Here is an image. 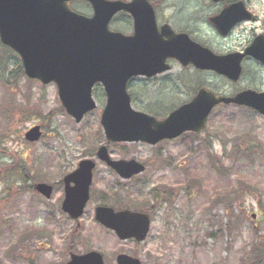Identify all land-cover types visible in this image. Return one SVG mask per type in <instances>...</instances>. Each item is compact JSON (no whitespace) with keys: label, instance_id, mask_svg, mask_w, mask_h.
Listing matches in <instances>:
<instances>
[{"label":"rangeland","instance_id":"rangeland-1","mask_svg":"<svg viewBox=\"0 0 264 264\" xmlns=\"http://www.w3.org/2000/svg\"><path fill=\"white\" fill-rule=\"evenodd\" d=\"M248 2L264 21V0ZM70 7L87 17L93 14L84 3H71ZM156 10L161 24L189 34L217 55L239 50L254 31L262 30L250 25L231 39L220 38L208 19L221 7L208 0H167ZM111 29L129 36L133 24L129 17L120 16ZM18 65V58L12 57L7 70L0 67V154L15 160L12 164L8 157L0 156V264H66L70 252L94 251L104 256L106 264H116L120 254L136 257L143 264H252L259 245L264 247V117L234 106L220 107L197 137L187 135L156 147L114 146L107 142L101 126L106 105L102 87L94 93L97 110L76 124L62 108L56 85L17 77L14 70ZM200 87L226 97L247 89L262 91L264 70L249 64L242 81L232 85L214 73L185 70L173 62L170 73L154 80L136 79L130 95L135 110L151 115L149 106L173 112L188 103ZM23 113L29 114L28 121L33 120L17 125L16 133L12 129ZM37 125L44 135L40 142L30 144L24 136ZM102 146H108L113 160L144 164L145 174L122 181L97 159ZM86 159L97 164L94 200L77 226L60 211L62 191L47 201L30 188L35 183L60 182ZM9 165L25 167L27 182L9 179L3 171ZM110 193L114 201L101 197ZM168 193L175 199L164 205ZM100 200L116 209L151 213L147 241L121 242L97 224L94 208ZM254 264H264V259Z\"/></svg>","mask_w":264,"mask_h":264},{"label":"water","instance_id":"water-1","mask_svg":"<svg viewBox=\"0 0 264 264\" xmlns=\"http://www.w3.org/2000/svg\"><path fill=\"white\" fill-rule=\"evenodd\" d=\"M88 2L92 17L73 12L68 4ZM215 3L224 0H213ZM120 12L134 21V34L114 33L109 26ZM251 19L245 5L239 3L225 9L211 23L222 36L235 25ZM0 40L16 52L25 74L44 85L54 83L67 114L80 124L84 117L97 109L93 89L100 84L105 90L107 104L101 125L110 143H145L156 146L174 140L185 133L206 129L212 111L219 105H237L256 110L264 116V93L246 91L235 97H217L201 90L192 100L170 114L164 121L135 111L128 94V84L135 77L154 78L171 71L168 60L183 67L213 71L238 82L242 61L253 57L264 64V38L254 41L244 54L217 56L190 39L176 34L168 25L158 29L153 6L148 0L125 3L107 0H0ZM30 143L42 138L41 127L31 129L25 136ZM100 161L112 168L121 179L130 180L145 172L144 165L135 160H112L107 147L97 153ZM96 164L83 161L78 170L67 176L63 211L80 219L90 199L93 171ZM74 184V187L71 185ZM36 191L50 200L53 188L46 184ZM96 221L114 232L121 241L143 243L150 232L149 216L131 211L96 209ZM118 264H142L140 260L121 255ZM68 264H105L103 256L91 252L72 255Z\"/></svg>","mask_w":264,"mask_h":264},{"label":"flooded vegetation","instance_id":"flooded-vegetation-1","mask_svg":"<svg viewBox=\"0 0 264 264\" xmlns=\"http://www.w3.org/2000/svg\"><path fill=\"white\" fill-rule=\"evenodd\" d=\"M209 2H211L210 0H208ZM165 2H167V0H158L157 2H156V6H160V5H162V4H164ZM238 2H244L245 4H246V7H247V9H249L250 11H251V13L253 14V18H252V20L251 21H248V22H246V23H241V24H239V25H237L232 31H231V33H230V35L226 38V39H224V40H227V39H231L236 33H239V34H241V33H243V30H245L246 28H248V27H250V25H253V26H257V25H259L260 27H262V30H260V31H254V34H253V36H252V38L250 37V41L249 42H246L245 43V45H243L239 50H237V51H234V52H244L252 43H253V41L256 39V37L257 36H261V37H264V21L263 20H261L259 17H258V15L257 14H255V12L251 9V7H250V5H249V2H248V0H227V1H225V3L224 4H222V5H214V4H212V6H214V7H217V6H220L221 7V10L224 8V7H226L227 5L228 6H231V5H234V4H236V3H238ZM223 7V8H222ZM221 10L220 11H218L216 14H215V16L216 15H218L220 12H221ZM156 15H157V10H156ZM157 21H158V25H159V28H161L164 24H161L160 22H159V20H158V15H157ZM231 53H233V52H231ZM253 63H255V64H257V65H259L263 70H264V67H263V65L260 63V62H258V61H256L255 59H253V58H245L244 59V61H243V64H242V66H243V73H244V76H245V68L249 65V64H253ZM82 161H80L78 164H77V168L79 167V165H80V163H81ZM77 168L76 169H73V170H71V171H69L68 173H66V174H64L63 175V179L60 181V182H58V183H55L54 185L52 184L51 186H53V188H54V192H59V190L60 191H62V193H63V196H64V194H65V189H66V185H65V183H64V178L66 177V176H68L69 174H71L72 172H74L75 170H77ZM109 169V168H108ZM96 171H97V167L95 168V171H94V177H95V175H96ZM109 171L110 172H112L110 169H109ZM113 173V172H112ZM94 181H95V179H94ZM94 185V184H93ZM112 195H114V194H108L107 196H105V195H103V196H101L102 198H107L109 201L110 200H115V197H112ZM63 200H64V198H63ZM93 200H94V197H93V186H92V189H91V199H90V205L93 203ZM101 201H102V203H101ZM62 203H63V201L61 202V210H62ZM102 204H108L109 205V202L107 201V200H100V202L98 203V205H96L95 207L97 208L98 206H101ZM89 205V206H90ZM70 222H72L71 220L72 219H70L69 217H66ZM74 224H77V226L78 225H80L79 224V222H75ZM79 227H81V226H79Z\"/></svg>","mask_w":264,"mask_h":264},{"label":"trees","instance_id":"trees-1","mask_svg":"<svg viewBox=\"0 0 264 264\" xmlns=\"http://www.w3.org/2000/svg\"><path fill=\"white\" fill-rule=\"evenodd\" d=\"M12 57H17V55H15V53H13L10 49H8V48H6V47H4L1 43H0V67H6V65H7V63L9 62V60H10V58H12ZM18 58V57H17ZM18 61H19V65L17 66V68L14 70L15 71V73L17 74V77H19L20 75L21 76H25L24 75V71H23V68H22V65H21V62H20V60H19V58H18ZM5 70H7V67L5 68ZM5 72V71H4ZM14 80H16V76H14V74L13 73H11V75H10ZM1 78V77H0ZM3 79V78H2ZM3 81H5L4 79H3ZM16 84V83H15ZM150 107V112H151V115H154V116H156V117H161V116H165L169 111V108H167V109H165V110H163L162 112H160V111H158V110H156L157 109V107L156 106H149ZM62 111H63V109H62ZM35 116L36 115H34L33 116V118H35ZM28 117H29V114L28 113H23L22 115H20V117H19V119L15 122V125H14V123H13V121L12 120H10V129H12L13 128V125H14V128L12 129V130H15L16 131V133H17V125H21V123H25V125L27 124V123H29L30 121H32V120H27L28 119ZM25 121H27V122H25ZM191 136H194V137H197V135H192L191 134ZM8 137V136H7ZM4 139V138H3ZM1 146H2V142L0 141V148H1ZM0 156L3 158V157H8V155L7 154H4V155H1L0 154ZM9 158V160H10V163H14L15 162V160H14V158L12 157H8ZM23 159H25V157H23ZM19 161V160H18ZM2 164L0 163V168H2V166H1ZM4 171V173L6 174V176L7 175H9V179L10 178H16V181H17V178L19 179H21V180H24V177H23V174H22V172L20 171V169L17 167V166H11V165H9L8 167H6V171L5 170H3ZM19 181V180H18ZM172 199H174V198H172V194L171 193H168V194H166V198H165V200L166 201H164V202H167V201H170V200H172ZM260 257V256H259ZM261 259H263V256H261L260 257V260ZM254 263H256V262H254V261H252V264H254Z\"/></svg>","mask_w":264,"mask_h":264}]
</instances>
